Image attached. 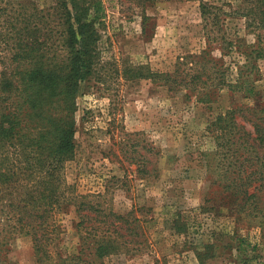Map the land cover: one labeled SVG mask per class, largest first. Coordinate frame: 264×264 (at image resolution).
Masks as SVG:
<instances>
[{
	"label": "rangeland",
	"instance_id": "obj_1",
	"mask_svg": "<svg viewBox=\"0 0 264 264\" xmlns=\"http://www.w3.org/2000/svg\"><path fill=\"white\" fill-rule=\"evenodd\" d=\"M203 2L223 6L226 37L249 51L256 30L236 12L243 0H105L99 60L79 83L75 147L64 174L70 192L104 193L107 206L138 218V235L102 264H264V214L252 215L213 182L219 146L207 128L235 103L264 101V56L250 54L246 77L257 92L250 98L222 90L201 102L156 77L172 72L182 56L200 53L207 33L216 34ZM52 5L0 0V73L18 56L24 13ZM77 221L73 205L55 215L53 263L58 254L77 252ZM1 264H37L30 240L15 238Z\"/></svg>",
	"mask_w": 264,
	"mask_h": 264
},
{
	"label": "trees",
	"instance_id": "obj_2",
	"mask_svg": "<svg viewBox=\"0 0 264 264\" xmlns=\"http://www.w3.org/2000/svg\"><path fill=\"white\" fill-rule=\"evenodd\" d=\"M243 1L246 6L236 12L241 9L256 30L250 50L226 37L223 6L203 2L216 34L207 33L200 53L182 56L172 72L156 75L168 90L185 89L201 102L222 90L248 98L257 94L246 75L253 68L250 54L264 56V0ZM104 3L54 0L48 11L24 13L28 21L18 56L0 73V264L17 237L30 240L37 264H102L138 235L132 210L114 211L104 202V193L74 194L64 178L75 147L79 83L99 60ZM207 128L219 146L213 182L252 215L264 214V101L235 103ZM66 204L74 206L78 218V250L66 257L58 254L53 263L55 215Z\"/></svg>",
	"mask_w": 264,
	"mask_h": 264
}]
</instances>
